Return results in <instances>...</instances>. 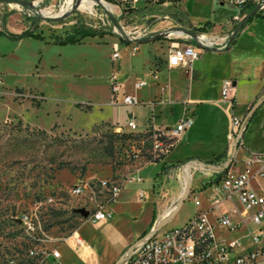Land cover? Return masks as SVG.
I'll return each instance as SVG.
<instances>
[{
  "label": "rangeland",
  "instance_id": "obj_1",
  "mask_svg": "<svg viewBox=\"0 0 264 264\" xmlns=\"http://www.w3.org/2000/svg\"><path fill=\"white\" fill-rule=\"evenodd\" d=\"M30 1L31 4H24L0 0V28L21 30L29 27L35 15L52 12L50 8H56L60 0ZM184 4L194 20L223 26L239 11L217 0H184ZM169 9L161 7L155 12L166 13ZM177 9L183 15L181 7ZM254 16L244 26L240 43L260 52L264 50V13ZM74 17L77 22H71V17L50 21L40 16L37 30L42 31L47 43L53 44L58 37L71 33L76 25L96 29L88 23L90 20L85 14L77 13ZM113 40L112 33L107 32L103 36H87L78 46L102 47L111 45ZM109 53L112 59L111 49ZM44 56L43 48H39L33 57L25 58L24 67L16 69L13 67V53L0 48V264H8L10 257L26 256L30 247L40 249L47 243H55L85 219L79 212L85 197L67 191L78 177L112 176L123 181L133 171V164L140 165L154 159L152 139H123L120 133L128 131L126 122H110L104 117L105 107L92 99L72 98L85 90L75 86L83 79L79 66L71 62L61 70L53 61L45 63ZM248 60L258 63L261 59L254 56ZM101 89L104 91L103 85ZM108 103L113 104L112 98ZM181 111L179 105L169 108L160 112V119L173 124L181 116ZM234 112L243 117L236 109ZM36 119L48 125L34 123ZM177 146L174 155L197 154V149L209 148L186 142H179ZM243 146H251V152L264 153V105L246 123ZM238 163L232 166L234 171L240 168ZM160 169V162H147L133 174L141 175L145 182L126 185L124 190L151 188L150 179ZM167 169L166 194H161L159 188L155 191L154 217H162L164 210L175 204L184 190L182 165L168 164ZM208 173L210 171L201 166L191 173L194 178L192 186L202 197L204 205L210 190L205 181ZM196 179L198 183H195ZM49 194L55 196L54 202L46 201ZM120 195L111 205L114 209L111 220L117 219L118 222L114 233L116 239L142 229L151 216L145 200L138 201L134 195L123 200ZM149 197L150 192L146 190V201ZM196 210L193 194H189L165 226L186 222ZM24 214L32 219L33 228L28 229L22 221Z\"/></svg>",
  "mask_w": 264,
  "mask_h": 264
},
{
  "label": "crops",
  "instance_id": "obj_2",
  "mask_svg": "<svg viewBox=\"0 0 264 264\" xmlns=\"http://www.w3.org/2000/svg\"><path fill=\"white\" fill-rule=\"evenodd\" d=\"M180 7L183 15L179 12V17L176 19L160 21L157 23L158 27L164 28L183 24L195 29L197 32L216 36L219 42L224 41L229 34L227 46L223 49H219L218 46H214L216 49L202 48L199 58L195 59L191 66L181 64L171 67L167 64V58L173 39L166 36L138 42V49L135 52H132L131 42L122 39L121 58L114 61L109 53L110 49L112 52V43L118 40V36L114 33H112L114 40L111 45L85 48L78 46L85 37L76 43H60L55 40L56 43L51 44L46 42L45 36L44 38H37L28 35L14 39L5 33H0V48L4 52L13 53L15 56L13 67L16 69L24 67L25 58L33 57V54L39 48L44 50L45 63L53 61L61 67V70L71 62L79 66L83 79L75 86L85 90L81 95L72 96V98L92 99L99 105L104 106V117L112 123L126 122V130L128 131H130V128L127 125V121L131 115H134L138 123L137 131L143 132L152 125L155 127L175 125L183 116L186 108L194 117L193 125L183 132L167 154L150 160L161 163V169L154 178L150 179V182H152L151 188L138 187L124 190L123 187L121 191L120 196L122 199L134 195L136 200L141 202L145 200V203L149 204L151 216L142 229L124 235L121 239H116L114 233L118 228L117 219L111 220L112 217L93 221L90 218H85L69 234L56 240L55 243H47L45 248L49 251V254L45 256L41 264H57L58 258L51 252L53 248L59 249L60 260L64 264H113L133 241L149 231L161 218L159 215L153 216L152 207L156 201V189L159 188L161 189V194L163 192L166 194L165 180H167L166 175H168V164L182 165L192 158L207 162H220L227 159L231 152V135L230 110L228 105L222 101V88L225 79H231L234 83L236 102L233 110L236 109L239 114H243V118L248 116L246 123H248V120L255 114L257 109L264 105L263 100L249 115L254 103L264 96V50L259 52L252 46L249 47L240 43L244 35L243 29L247 22L229 42V38L237 23L229 21L227 25L223 26L211 21H197L190 16L184 3ZM168 8H170L169 11L174 10L172 9L174 7ZM261 13L264 12H255L249 21L255 17L254 15L257 14L259 16ZM198 27L202 28L198 29ZM24 29L6 30L21 32ZM190 40L195 42L194 38ZM254 56L258 58L260 56V62L252 63L248 60V58ZM114 70L119 71L124 91L135 94L142 101L141 103L134 105L125 104L122 101L113 104L108 103L112 95L108 77ZM155 73L157 76H155ZM142 79H147L148 82L137 87L136 82ZM39 84L43 86L42 83ZM57 85L60 86L61 84ZM101 85L104 86V91L101 89ZM120 97H122V94H120ZM178 105L182 108V111L176 122L169 124L164 119H160V112L167 111L169 108L173 109ZM34 121H36L34 123L39 125H48L41 123L37 119ZM117 125L119 126L120 124ZM119 127L122 128L121 126ZM179 142L199 144L200 147L207 145L209 148H206V150H204L205 148L197 149V154L188 152L185 155H174L173 153ZM251 149V146H243L240 149V155L244 156L251 152ZM183 157H186L185 160ZM147 162L140 165L133 164L134 169L131 174L138 172ZM239 164L240 166L243 165L242 163ZM161 179L164 180L163 183H161ZM143 182H145L144 178L141 181H128L124 186ZM160 183L161 186L159 187ZM195 183H198L197 179ZM146 190L150 192L149 201H146L148 199L146 198ZM141 192L144 194L143 197L140 196ZM115 201L116 199L107 203V207L113 211L114 209L111 205ZM173 207L174 204L166 208L163 216L168 211H172ZM75 235H80L83 238L81 244L77 243ZM45 241H49V239Z\"/></svg>",
  "mask_w": 264,
  "mask_h": 264
},
{
  "label": "built area",
  "instance_id": "obj_3",
  "mask_svg": "<svg viewBox=\"0 0 264 264\" xmlns=\"http://www.w3.org/2000/svg\"><path fill=\"white\" fill-rule=\"evenodd\" d=\"M88 1H91V4H88ZM217 1L239 10L230 20L237 25L254 8H257L256 12H264V0ZM182 3L184 0H60L56 8H50L52 12L45 14L63 15L69 12L62 20L71 17V22H77L74 16L82 13L88 16L90 20L88 23L96 29L116 34L118 40L112 43L114 61L121 58L122 39L131 42L132 52H135L138 49V42L135 39L169 30L166 37L173 41L169 48L167 64L171 67L181 64L191 66L193 61L199 58L202 48L207 46L225 48L229 34L224 41L219 42L216 36L198 32L195 39L189 32L171 28L179 25L158 27L157 23L160 21L179 17L177 8ZM161 7L176 9L166 13L155 12ZM192 38L195 42L190 40ZM109 82L113 103L122 101L134 105L142 102L135 94L124 91L118 70L111 73ZM147 82V79L139 80L136 86H142ZM235 96L233 81L225 79L222 101L230 110L231 135V152L227 159L207 162L192 158L182 164L184 170L185 167L189 168L191 162L192 174L199 166L210 171L205 179L206 186H210L206 196L207 204L204 205L195 186H191L193 188L189 194H193L197 206L194 214L180 225L165 226L167 222L154 231L162 216L149 231L133 241L113 264H264V154L248 152L244 156L240 155L246 122L243 117L235 115L233 110ZM193 123L194 117L186 108L175 125L168 127L152 125L146 129L153 131L151 134L153 158L167 154ZM127 125L130 131H137L138 123L134 115L130 116ZM235 145L237 149L232 155ZM237 162L243 165L234 171L232 166ZM193 179L192 175V185ZM141 180H143L141 175L133 174H129L123 181L114 177L81 176L67 188V191L71 195L85 197L81 207H86L89 214L84 216L80 213L83 218L100 221L114 216V211L107 207V203L118 198L124 184L128 181ZM140 196L143 197L144 194L141 192ZM46 201L54 202L55 196L49 194ZM22 221L28 229L33 228L32 219L28 214L23 215ZM75 238L77 243L83 242L80 235H75ZM51 252L58 258L57 264H64L60 260L58 248H53ZM48 254L46 248L39 249L33 246L24 257H10L8 264H41Z\"/></svg>",
  "mask_w": 264,
  "mask_h": 264
},
{
  "label": "water",
  "instance_id": "obj_4",
  "mask_svg": "<svg viewBox=\"0 0 264 264\" xmlns=\"http://www.w3.org/2000/svg\"><path fill=\"white\" fill-rule=\"evenodd\" d=\"M4 1H8V2H20V3H24V4H31L30 0H4ZM76 5H74L73 9H75ZM257 8L252 9L245 17H243V19L238 23V25L236 26V28L234 29V31L232 32L230 38H229V42L233 39V37L236 35V33L239 31V29L243 26V24L245 23V21L247 20L248 17L252 16L255 12H256ZM71 12V11H70ZM68 13H65L63 15H48V14H44V15H39V16H43V18L50 20V21H61L64 17H66ZM174 29H180L183 30L185 32H189L190 34H192L194 36V38H197V34L198 32L195 29H191L188 28L184 25H179V26H174L171 27ZM169 30H165L163 33L161 34H154V35H150L148 37H143V38H138L135 39V41L137 42H141V41H147V40H152V39H157L160 37H164L166 36V33ZM207 48H213V46H207ZM264 100V96H262L260 99H258L254 105L253 108L251 110V112L249 113V115L253 112V110L255 108H257V106ZM248 119V116L244 118V122H246ZM237 149V145L234 146L233 148V152L232 155H234L235 151ZM191 163V162H190ZM189 163V172L186 173V171L182 170L184 175H185V186H184V190L181 193L180 197L178 198L177 202L174 204L173 210L170 211L168 214H166L165 216H163L158 223L155 225L154 227V231L160 229L164 224H166L169 219H171V217L174 215V213L179 209V207L181 206V204L184 202L185 198L189 195L190 191H191V186H192V175H191V164ZM203 163L208 164L206 162L203 161ZM79 212L82 213L84 216H87L89 214V210L82 206L79 207Z\"/></svg>",
  "mask_w": 264,
  "mask_h": 264
},
{
  "label": "trees",
  "instance_id": "obj_5",
  "mask_svg": "<svg viewBox=\"0 0 264 264\" xmlns=\"http://www.w3.org/2000/svg\"><path fill=\"white\" fill-rule=\"evenodd\" d=\"M251 17L252 16L248 17L247 20L245 21V23L248 22ZM39 20H40V16L35 15L32 18L31 25L29 27L25 28L24 30H22L21 32H13V31H9L6 29H0V33H5L9 37L14 38V39H19V38H22V37L28 36V35H31V36H34L37 38H44V35L42 34V32L37 31V28L39 27ZM201 28L202 27H198V29H201ZM105 33H106V31L89 28V27L85 26L84 24H81V25H76L74 30L71 33H69L68 35H66L65 37H63V38L58 37L57 41L60 43H76V42H80L86 36H95V35L102 36ZM152 133H153L152 130H148V131H144V132L143 131H124V132L120 133V136L123 137V139H132V138H141V139L150 138V139H152V135H151Z\"/></svg>",
  "mask_w": 264,
  "mask_h": 264
},
{
  "label": "bare ground",
  "instance_id": "obj_6",
  "mask_svg": "<svg viewBox=\"0 0 264 264\" xmlns=\"http://www.w3.org/2000/svg\"><path fill=\"white\" fill-rule=\"evenodd\" d=\"M87 3H88V4H91V1H88ZM188 170H189V168H188V167H185L184 171H186V173L189 172ZM183 174H184V173H183ZM184 177H185V175H184ZM185 180H186V178H185ZM168 212H169V211H168ZM168 212H167L166 214H168ZM166 214H165V215H166Z\"/></svg>",
  "mask_w": 264,
  "mask_h": 264
}]
</instances>
